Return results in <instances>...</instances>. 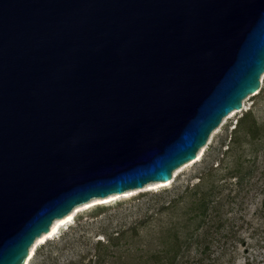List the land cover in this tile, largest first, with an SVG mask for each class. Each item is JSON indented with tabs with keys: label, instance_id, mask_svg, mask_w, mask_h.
Segmentation results:
<instances>
[{
	"label": "water",
	"instance_id": "water-1",
	"mask_svg": "<svg viewBox=\"0 0 264 264\" xmlns=\"http://www.w3.org/2000/svg\"><path fill=\"white\" fill-rule=\"evenodd\" d=\"M263 74L264 0H0V264L171 181Z\"/></svg>",
	"mask_w": 264,
	"mask_h": 264
},
{
	"label": "rangeland",
	"instance_id": "rangeland-1",
	"mask_svg": "<svg viewBox=\"0 0 264 264\" xmlns=\"http://www.w3.org/2000/svg\"><path fill=\"white\" fill-rule=\"evenodd\" d=\"M247 112H252L258 124L264 125V74L259 92L243 101V110L223 120L212 133L199 161L174 171L171 184L143 188L110 202L98 200L84 207L70 224L61 226L55 236L38 244L28 264H165L155 253L163 249L167 231L173 227L185 233L187 227L191 230L196 226L197 220L189 221L197 212L190 211L194 198L191 193L183 194L184 190L187 186L193 190L199 184L198 177L208 163L223 159V155L217 158L218 153L207 156L209 148L227 146L238 121ZM251 122L252 119L247 120L244 127ZM245 141L237 146L235 154L243 160L255 156ZM226 146L222 147L223 152ZM235 156L224 157V168L232 166ZM229 182L233 184L236 180ZM231 187L234 189V184ZM249 190L237 201L224 200L221 223L227 234L213 251L218 254L223 250L225 264H264V179ZM174 198L178 201L169 208V201ZM116 231H126V237L118 246L111 247L107 240Z\"/></svg>",
	"mask_w": 264,
	"mask_h": 264
},
{
	"label": "trees",
	"instance_id": "trees-1",
	"mask_svg": "<svg viewBox=\"0 0 264 264\" xmlns=\"http://www.w3.org/2000/svg\"><path fill=\"white\" fill-rule=\"evenodd\" d=\"M249 119H252V122L248 127H244ZM243 139L252 147L255 154L244 160L241 155L235 156L237 146ZM224 146L226 145L209 148L207 156L218 153L217 158L223 155V159H218V163H213V161L208 163L198 177L199 184L193 190H190V186L184 190L183 194L191 193L190 196L194 198L195 206L193 205L190 211L196 210L197 212L194 213L193 219L189 218V221L197 220L196 226L191 230L187 227L185 233L173 227L167 231L163 249L155 253L158 260L166 261L165 264H225L223 250L221 249L218 254L213 251V248L222 242V237L226 238L227 234L224 231L226 229L224 224L221 223L225 213L224 200L227 198L232 202L237 201L243 196L245 190L249 193V189L252 190L264 179V167L261 168L259 165L260 158L263 157L262 161L264 159V125L258 124L252 112L245 113L238 121L230 142L226 146L227 149L223 152L222 147ZM228 155L235 156V158L232 160V166L224 168V157ZM221 171L222 174H220ZM232 179L236 180L233 183L234 189L231 187L233 184L229 182ZM177 201V198L170 200L168 207H173ZM125 233L126 231H116L112 234L107 240L108 244L110 243L109 246H118L120 241L126 237ZM98 243L101 244V242Z\"/></svg>",
	"mask_w": 264,
	"mask_h": 264
},
{
	"label": "bare ground",
	"instance_id": "bare-ground-1",
	"mask_svg": "<svg viewBox=\"0 0 264 264\" xmlns=\"http://www.w3.org/2000/svg\"><path fill=\"white\" fill-rule=\"evenodd\" d=\"M237 112H240V111H234L230 114V116H232L233 114L237 113ZM229 116V117H230ZM203 152H204V148L201 150V152L198 153V156H197V159L194 160V161H191L190 163L186 164L187 165H190L192 163H195L197 161L200 160V158L202 157L203 155ZM185 167V166H184ZM183 168V166H182ZM176 176V175H175ZM174 179V178H173ZM173 179L169 182H155V183H149L148 185H146L144 188H150V187H153V186H158V187H163V186H168L169 184H171L173 182ZM140 190V189H139ZM138 189H135V190H129V191H125L124 193H121V194H112V195H109L107 197H104V198H95V199H92L84 204H81V205H78L77 207H75L68 215L60 218V219H57L54 221V223L52 224L51 226V229L48 233H44L43 235H41L39 238H37V240L35 241L34 245L31 247L30 249V253H29V256L28 258L26 259L25 261V264H28L29 261L33 258L34 256V253H35V249L36 247L38 246L39 243L45 241L46 239L48 238H51L53 236L56 235V233L58 232V230L61 228V226L63 225H67V224H70L72 222V220L75 218V215L80 211L82 210L84 207H87V206H91L95 201H104V202H110L116 198H119V197H123V196H128V195H131V194H134L135 192H137Z\"/></svg>",
	"mask_w": 264,
	"mask_h": 264
}]
</instances>
